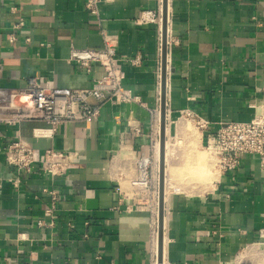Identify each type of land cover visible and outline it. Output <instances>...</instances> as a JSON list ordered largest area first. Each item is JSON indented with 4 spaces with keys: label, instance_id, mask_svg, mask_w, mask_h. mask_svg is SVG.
<instances>
[{
    "label": "crops",
    "instance_id": "0c3cea01",
    "mask_svg": "<svg viewBox=\"0 0 264 264\" xmlns=\"http://www.w3.org/2000/svg\"><path fill=\"white\" fill-rule=\"evenodd\" d=\"M20 19L24 27L14 30ZM165 25V141L166 132L186 137L174 122L184 111L206 121L196 126L194 146L184 139L183 154L168 152L167 167H181L185 150L204 149L220 124L264 113V0H166ZM103 35L122 59L124 88L138 102L105 104L90 122H65L36 143L39 151L69 153L68 168L55 176L8 168L6 143L30 139L37 123L0 124V264H150L153 258L158 181L154 193L130 182L135 160L153 159L159 137L162 0H100L96 14L83 0H0V87L18 93L23 105L31 76L58 91L89 86L101 70L70 64L69 49L101 47ZM167 172L164 189L171 186ZM44 188L57 193L51 212ZM177 188L167 197L162 261L264 264V174L255 156L244 155L206 186Z\"/></svg>",
    "mask_w": 264,
    "mask_h": 264
},
{
    "label": "built area",
    "instance_id": "2783aa9c",
    "mask_svg": "<svg viewBox=\"0 0 264 264\" xmlns=\"http://www.w3.org/2000/svg\"><path fill=\"white\" fill-rule=\"evenodd\" d=\"M83 1L85 9L89 13L96 14L100 0ZM147 19L156 21L158 17L150 15ZM23 27L24 22L21 19L12 25L14 30ZM14 40H16L15 34L10 33L8 41ZM67 61L86 73H90L95 66L102 74L93 77L87 87L64 91L45 88L37 77L31 76L26 80L24 90L26 103L23 105L16 102L18 93L0 87V124L13 127L25 122L37 123L31 130L30 139L18 136L10 139L4 147L5 164L16 173H31L39 170L51 176L63 174L69 165L66 161L69 153L53 148L39 151L34 146L36 143L44 138H52L65 122H90L99 115L100 109L105 104L138 102V97L132 95L123 86L122 59L118 56L115 46L108 41V36L103 35V45L98 48L71 47ZM129 61L133 64L138 62V59ZM1 71L0 64V73ZM91 100L95 102L92 103ZM182 113L191 117L197 127L205 128L206 121L201 116L189 110ZM206 137L205 149L209 154L214 176H220L238 167L244 155L255 156L264 174V113L254 115L249 121L220 124ZM135 168L136 176L130 184L154 193L155 174L152 157L137 158ZM18 182L17 175L12 183L17 185ZM43 191L50 196L51 205L48 212H51L57 201V193L55 190L48 191L45 188ZM37 224L42 223L38 221ZM162 264L172 263L163 261Z\"/></svg>",
    "mask_w": 264,
    "mask_h": 264
},
{
    "label": "rangeland",
    "instance_id": "374dc122",
    "mask_svg": "<svg viewBox=\"0 0 264 264\" xmlns=\"http://www.w3.org/2000/svg\"><path fill=\"white\" fill-rule=\"evenodd\" d=\"M180 119V120H179ZM165 120H166V114H165ZM169 122V119H168V121H167V123ZM174 122H176L175 124H179L181 127H182V129L183 130H185L186 131V137H184L185 139L187 138V136L189 137L188 138V140H190V142H191V140H195V137L194 136H196V134H198V130H197V128H196V124H195V122L192 120V118L191 117H189V116H186V115H184V114H182V115H180V117L179 118H176L175 120H174ZM184 122H186V123H184ZM187 122H188V124H187ZM183 124V125H182ZM184 124H186V125H184ZM168 126H169V123H168ZM167 126V128H169ZM186 126V127H185ZM189 129V130H188ZM165 131H166V126H165ZM167 133V135H168V139H167V142H170V143H168V145H169V150H168V152L170 151L171 153H172V157L173 156H175V155H178L179 153L180 154H183L182 153V151L181 150H183L184 148H183V142L181 141V140H184V138H182L181 136H176L175 138H170V135H169V133L168 132H166ZM158 136H159V134H158ZM179 137H181V139L178 138ZM165 138V137H164ZM157 140L159 141V137L157 138ZM166 140V139H165ZM179 142V143H178ZM180 142H182V143H180ZM189 142V144L191 145V146H194V143H195V141H192L191 143ZM165 143H166V141H165ZM174 149V150H173ZM171 150H173V152L171 151ZM185 151H187V153H188V150H185ZM194 151H196V153H199V154H197L198 155V157H197V155H196V153H194V155H195V157H194V159H192L191 158V156H194V155H187V153H186V164H184V166L182 167H177V165L176 164H173V165H171V164H169V167H168V174H169V177L171 176V182H169L170 184L169 185H171V186H173V187H175V186H177V187H179V186H182V187H188V186H190V184H193V185H195V184H197V185H207V184H209V183H211L212 182V179H213V176H214V171H213V169H212V166H211V161H210V157H209V154H208V152H207V150L204 148V149H199V150H194ZM170 154V153H169ZM199 155H200V157H199ZM205 156V157H204ZM188 157H189V159H188ZM202 158V159H201ZM196 159H199V160H196ZM202 160V161H201ZM205 161V162H204ZM198 163V164H196V165H200L201 163H202V169L203 170H205L204 168H206V170L205 171H203L202 169H200L201 167L200 166H198V167H196V169L194 168L195 166H194V164L195 163ZM200 162V163H199ZM190 163V164H189ZM192 163H194V164H192ZM204 164V165H203ZM175 165V166H174ZM190 165H191V167H190ZM153 166H155V164L153 165ZM205 166V167H204ZM171 167V168H170ZM174 167V168H173ZM186 167H188V168H186ZM156 168V170L154 171L155 172V183H157V181H158V177H157V167H155ZM173 168V169H172ZM184 168V169H183ZM185 168H186V170H185ZM200 169V170H198L197 171V169ZM169 169H171V170H169ZM175 169V170H174ZM176 169H178V170H176ZM191 169V170H190ZM184 170V171H183ZM176 173H175V172ZM200 171H201V173H200ZM186 172H187V176H186ZM189 172V173H188ZM197 172V173H196ZM199 173L201 174V175H199ZM198 174V175H197ZM181 175V176H180ZM195 175V176H194ZM180 176V177H179ZM184 178H183V177ZM189 176H191V178H189ZM215 177V176H214ZM157 179V180H156ZM180 179H182V180H180ZM203 180H205V181H203ZM179 181V182H178ZM180 181H182V182H180ZM157 195H158V193H157ZM158 199V198H157ZM152 259H154V254H153V258ZM153 261V260H152Z\"/></svg>",
    "mask_w": 264,
    "mask_h": 264
},
{
    "label": "water",
    "instance_id": "95a60500",
    "mask_svg": "<svg viewBox=\"0 0 264 264\" xmlns=\"http://www.w3.org/2000/svg\"><path fill=\"white\" fill-rule=\"evenodd\" d=\"M165 21L166 0H162V53H161V75H160V130H159V156H158V238H157V261L161 263L162 251V198L164 191V169H165V84H166V46H165Z\"/></svg>",
    "mask_w": 264,
    "mask_h": 264
},
{
    "label": "bare ground",
    "instance_id": "6f19581e",
    "mask_svg": "<svg viewBox=\"0 0 264 264\" xmlns=\"http://www.w3.org/2000/svg\"><path fill=\"white\" fill-rule=\"evenodd\" d=\"M165 90H166V84H165ZM166 93V92H165ZM165 100H166V94H165ZM166 107V106H165ZM157 116H156V131H157V134H159V130H160V112L157 110ZM166 114V113H165ZM166 118H167V116H166ZM180 120V119H179ZM176 123V122H175ZM184 123H186V122H184ZM180 124V123H179ZM178 124V128H179V126L181 125H179ZM187 124H188V122H187ZM177 125V124H176ZM183 125V124H182ZM184 125H186V124H184ZM169 127V126H168ZM183 127V126H182ZM186 127V126H185ZM180 128H181V126H180ZM184 128V127H183ZM171 129V128H170ZM177 129V128H176ZM174 130H175V128H174ZM181 130V132H183L182 130L183 129H180ZM179 130V131H180ZM189 130V129H188ZM166 131H167V126H166ZM172 131V130H171ZM179 131H177V132H179ZM185 131V130H184ZM175 132V131H174ZM176 132V133H177ZM186 132V131H185ZM175 133V134H176ZM184 133V132H183ZM183 133H181V134H183ZM179 135V134H178ZM183 135H185V133L183 134ZM197 135V134H196ZM184 137V136H183ZM182 137V138H183ZM195 137V136H194ZM199 137V136H198ZM178 138V137H177ZM180 139H181V137H179ZM178 138V139H179ZM185 139V138H184ZM186 139H188V138H186ZM181 141H183V140H181ZM187 141H189L190 142V140H187ZM186 141V142H187ZM192 141H194V140H191V142ZM190 142V143H191ZM168 143H170V142H166L165 144H164V152H165V157H166V159H165V162H166V166H165V169H164V172H166L167 171V169H168V167H167V155H168V150H169V145H168ZM179 143V142H178ZM180 143H182V142H180ZM192 144V143H191ZM196 143H194V145H195ZM159 148H160V143H159V141L157 140V138L155 139V141H154V145H153V165L155 164V166L154 167H157V170H158V156H159ZM174 150V149H173ZM173 150H171L172 152H173ZM169 153H171L170 151H169ZM197 154H199V153H196V155ZM172 156V155H171ZM175 157V156H174ZM197 157H198V155H197ZM199 157H200V155H199ZM205 157V156H204ZM188 159H189V157H188ZM202 159V158H201ZM196 160H199V159H196ZM200 161V160H199ZM202 161V160H201ZM186 162V161H185ZM205 162V161H204ZM195 163V162H194ZM194 163H192V164H194ZM200 163V162H199ZM169 164V163H168ZM190 164V163H189ZM196 164H198V163H195L194 164V166L196 165ZM173 165V164H172ZM187 165V164H186ZM202 165V163L200 164V165H196L194 168L196 169V167H198V166H200L201 168L200 169H202L203 167L201 166ZM204 165V164H203ZM175 166V165H174ZM184 166V165H183ZM182 166V167H183ZM190 167H191V165H190ZM205 167V166H204ZM171 168V167H170ZM174 168V167H173ZM172 168V169H173ZM186 168H188V167H186ZM186 168H185V170H186ZM184 169V168H183ZM199 168L197 169V171L198 170H200ZM205 170H206V168H204ZM169 170H171V169H169ZM175 170V169H174ZM176 170H178V169H176ZM191 170V169H190ZM203 170V169H202ZM205 170H203V171H205ZM179 171V170H178ZM184 171V170H183ZM175 172V171H174ZM176 173V172H175ZM189 173V172H188ZM197 173V172H196ZM200 173H201V171H200ZM199 173V175H201ZM198 175V174H197ZM181 176V175H180ZM179 176V177H180ZM186 176H187V172H186ZM195 176V175H194ZM183 177V176H182ZM167 178H168V176H167ZM170 178H171V176H170ZM169 178V179H170ZM184 178V177H183ZM189 178H191V176H189ZM157 180V179H156ZM164 180H165V178H164ZM180 180H182V179H180ZM203 181H205V180H203ZM166 182V181H165ZM167 182H169V181H167ZM179 182V181H178ZM180 182H182V181H180ZM166 184V183H165ZM172 185V184H171ZM174 186V185H173ZM173 186H166L165 185V189H164V197L162 198V207L164 206V214H162V231L164 232V228H165V221H166V215H165V208H166V203H167V197H168V194H169V192L171 191V190H175V189H178L177 188V186H175V187H173ZM156 193H158V192H156ZM171 197V196H170ZM157 198H158V195H157ZM158 200V199H157ZM156 200V201H157ZM154 201V200H153ZM155 203V202H154ZM153 203V204H154ZM155 211V218H153L154 219V221H153V234H152V250H153V254H154V259H153V261H152V264H162V259H161V263H159L158 261H157V238H158V202L156 203V207H155V209H154ZM167 237V236H166ZM165 237V238H166ZM166 241L164 240V238L162 237V244L164 245V243H165ZM164 248V247H163ZM163 254H164V250H163ZM245 254H241L240 255V257L239 258H242V256H244ZM250 256V255H249ZM248 256V257H249ZM165 257V256H164ZM239 261V260H238ZM246 261V260H245ZM241 264V263H240Z\"/></svg>",
    "mask_w": 264,
    "mask_h": 264
}]
</instances>
